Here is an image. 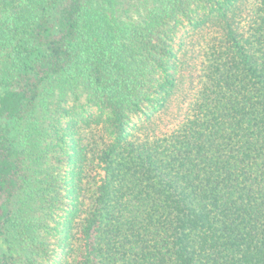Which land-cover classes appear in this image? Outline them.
Returning <instances> with one entry per match:
<instances>
[{
    "label": "trees",
    "instance_id": "obj_1",
    "mask_svg": "<svg viewBox=\"0 0 264 264\" xmlns=\"http://www.w3.org/2000/svg\"><path fill=\"white\" fill-rule=\"evenodd\" d=\"M0 264H264V0H0Z\"/></svg>",
    "mask_w": 264,
    "mask_h": 264
},
{
    "label": "rangeland",
    "instance_id": "obj_2",
    "mask_svg": "<svg viewBox=\"0 0 264 264\" xmlns=\"http://www.w3.org/2000/svg\"><path fill=\"white\" fill-rule=\"evenodd\" d=\"M166 123H169V122H166Z\"/></svg>",
    "mask_w": 264,
    "mask_h": 264
}]
</instances>
